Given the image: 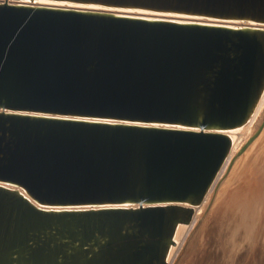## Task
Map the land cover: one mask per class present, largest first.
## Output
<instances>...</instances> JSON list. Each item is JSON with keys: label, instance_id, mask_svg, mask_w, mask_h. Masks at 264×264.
Listing matches in <instances>:
<instances>
[{"label": "water", "instance_id": "1", "mask_svg": "<svg viewBox=\"0 0 264 264\" xmlns=\"http://www.w3.org/2000/svg\"><path fill=\"white\" fill-rule=\"evenodd\" d=\"M264 94V0H0V264H168Z\"/></svg>", "mask_w": 264, "mask_h": 264}, {"label": "bare ground", "instance_id": "2", "mask_svg": "<svg viewBox=\"0 0 264 264\" xmlns=\"http://www.w3.org/2000/svg\"><path fill=\"white\" fill-rule=\"evenodd\" d=\"M263 106L264 94L250 121L239 131L230 134L232 139L231 150L207 196H209L210 193L213 194L216 183L233 162L236 151L240 145V134L258 118L263 110ZM260 148H262V145ZM257 154L260 155L259 152ZM259 158L258 160L254 159L255 161L253 163L249 166H245V168L238 173L235 183H240H238V185L236 184V189L234 191L232 190L233 192L220 203L215 214L211 217V222L208 227L199 235V241L195 247L196 254L189 255V264H219V260L223 258L230 249L237 248L242 241L246 240L247 243L243 248L248 250L250 247L252 248L255 246L260 236H264V178H262L264 177V173L258 176L260 170H264V166H259L260 163L264 162V156L261 158L262 160H259ZM212 194L210 196H212ZM207 196L203 201L198 203V206H185L186 208L181 209L182 220L168 264H175L177 259L181 256L187 240L197 226L199 220V215H197L198 209L203 205L205 200L209 198ZM211 236L214 240L222 243V249L217 254H210L203 249L207 239ZM262 254V259H264V249ZM228 257V264H233L234 256L229 255ZM256 257H258L257 250L254 248L252 252L246 253L243 264H258L259 261L255 260Z\"/></svg>", "mask_w": 264, "mask_h": 264}, {"label": "rangeland", "instance_id": "3", "mask_svg": "<svg viewBox=\"0 0 264 264\" xmlns=\"http://www.w3.org/2000/svg\"><path fill=\"white\" fill-rule=\"evenodd\" d=\"M239 141H240V145L236 151V155L234 156L233 162L230 164L225 174L216 183L213 194L210 193V195L212 194V196L210 195L207 196L209 197L206 199L207 201L205 200L203 205L198 209L197 215H199V220L197 226L195 227L191 236L187 240L184 250L182 251L181 256L177 259L175 264L190 263L189 255L196 254L195 247L199 241L198 240L199 235L208 227L209 223L211 222V217L215 214L216 209L218 208L220 203L236 189L235 188L236 184L238 185V183H240V182L235 183L238 173L242 169H244L245 166H249L251 163H253L255 161L254 159L258 160L259 156H260L259 160L263 158L264 106L258 118L253 123H251V126L249 127L247 126L246 130L240 134ZM261 145L262 148H260ZM258 152L260 155L257 154ZM259 166L263 167L264 162L260 163ZM262 173H264L263 169L260 170L258 176H261ZM263 186H264V179H263ZM246 243H247L246 240H244L237 248L232 250L230 249L226 254L227 256L225 255L223 258L219 260V264H228L229 255L234 256L233 264H243L246 253L252 252L254 248L257 250V256H258L255 258V260L259 261L258 264H264V259H262L263 258L262 251L264 249V236H260L255 246L252 248L250 247L248 250L243 248L244 245H246ZM203 249L210 254H217L222 249V243H219L218 241L214 240L213 237L211 236L210 238L207 239L206 243L203 246Z\"/></svg>", "mask_w": 264, "mask_h": 264}]
</instances>
